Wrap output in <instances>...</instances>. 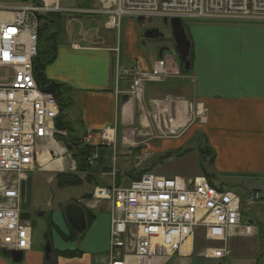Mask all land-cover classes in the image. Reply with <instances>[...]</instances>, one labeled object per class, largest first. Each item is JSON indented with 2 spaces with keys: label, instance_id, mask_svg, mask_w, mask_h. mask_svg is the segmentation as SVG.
I'll return each mask as SVG.
<instances>
[{
  "label": "crops",
  "instance_id": "obj_1",
  "mask_svg": "<svg viewBox=\"0 0 264 264\" xmlns=\"http://www.w3.org/2000/svg\"><path fill=\"white\" fill-rule=\"evenodd\" d=\"M57 5L68 16L89 14L107 21L99 12L98 0H57ZM170 20H161L167 30ZM180 21L190 43V70L180 77L146 84L140 106L122 101L128 79L117 72L147 71L155 60L169 54L175 56L178 67L175 47L170 49L168 41L152 44L156 39L145 38L143 25L129 18L120 22L115 40L108 36L103 44L97 37L75 42L61 35L45 77L64 87L70 102L65 119L76 136L91 132L89 146L98 149L99 160L81 184L87 185L86 193L64 201L65 206H75L83 213L82 233L66 240L71 227L64 214V232L50 224L65 242L51 248L48 260L38 245L31 244L17 264H108L110 206L107 201L93 200L92 192L113 182L127 186L145 174L209 175L217 187L236 190L241 197L256 191L261 200L242 218L246 221L242 225L251 226L249 233L238 227L225 243L207 242L200 236L205 247H198L194 238L179 253L143 264H264V24ZM102 134L107 141H102ZM143 154L148 159L142 162L139 156ZM54 164L61 166L58 160ZM86 194L91 197L84 198ZM35 199L41 202L36 195ZM46 204L41 202L42 209ZM89 212L93 218L88 221ZM208 247H224L227 254L219 260L205 258ZM63 251L79 255L63 257ZM6 254L0 253V264H15ZM122 254H128L127 264H142L132 257L130 243L114 256Z\"/></svg>",
  "mask_w": 264,
  "mask_h": 264
},
{
  "label": "built area",
  "instance_id": "obj_2",
  "mask_svg": "<svg viewBox=\"0 0 264 264\" xmlns=\"http://www.w3.org/2000/svg\"><path fill=\"white\" fill-rule=\"evenodd\" d=\"M98 3L99 12L107 18L105 27L117 32L123 18L264 24V0H98ZM65 12L57 0H40V4L0 0V14L7 16L0 18V70L4 71L0 79V253L23 254L31 248V226L21 219V183L35 171L39 156H57V145L65 138L66 131L56 127L60 113L56 100L39 88L33 74L41 27L38 15ZM113 52L118 57V49ZM172 62L175 56L169 54L155 60L147 71L119 70L116 75L128 79L127 101L140 106L146 84L180 77L182 73ZM115 65L117 70V62ZM77 137L80 146H89L90 131ZM101 137L102 141L108 140L105 134ZM67 145L72 149L70 143ZM139 157L142 162L148 159L147 154ZM98 160V149L91 147L86 157L89 170L97 167ZM71 169L75 171L74 161ZM92 199L107 201L110 206L108 264H127L128 254L115 257L114 253L126 250L128 243L132 257L143 264L179 253L198 231L205 241L221 243L238 227L249 233L251 226L241 223L243 211L259 202L261 196L252 191L241 197L213 185L204 175L188 178L143 175L124 187L113 182L95 188ZM226 254L224 247H208L203 257L219 260Z\"/></svg>",
  "mask_w": 264,
  "mask_h": 264
},
{
  "label": "rangeland",
  "instance_id": "obj_3",
  "mask_svg": "<svg viewBox=\"0 0 264 264\" xmlns=\"http://www.w3.org/2000/svg\"><path fill=\"white\" fill-rule=\"evenodd\" d=\"M5 4H20L21 2H1ZM22 4V3H21ZM65 14V18L63 21V28H62V35L65 39H72L73 41L77 42L80 39L86 40L90 38L97 37L98 43L103 44L106 41V38H109L113 35V39L117 37V31H109L104 28L106 23H103L102 19H92L89 14H72L70 16ZM124 19V18H123ZM70 20V21H69ZM122 21V20H121ZM134 23L138 26L143 25L144 31L151 30L153 28H157L161 34H163L162 39L151 40L152 44L159 46L163 42L168 41V45L170 49L175 47L174 40L171 37L170 31V24L168 25L169 29L167 30L165 26H163L162 21L155 18L152 19V22L144 21L139 23V21L134 20ZM186 23V22H185ZM184 24V23H183ZM143 32V34L145 33ZM122 34V33H121ZM109 36V37H108ZM172 65L173 62H172ZM4 74L3 70H0V79ZM66 121V119H65ZM72 130V129H71ZM65 133V139L70 141L77 136L72 131ZM81 139V137H77ZM58 154L55 158H49L48 156H42V159L39 165H36L35 171L30 173L29 175L32 178V188L34 190V194L41 198V202L46 204V207H43V213L45 214L40 218L37 225L32 228V244L38 245L40 250H44L45 245L48 243L51 248H55L59 242L62 241L60 238L57 230L52 227L50 224L53 223L60 231H63L64 227V209L66 208L64 201L67 199L68 196L77 199V196L83 195L86 193L88 187L84 183L78 187L74 188H66V189H57L55 186V182L53 180L54 176L57 173H71L74 172L72 168V159L70 158V154L66 150L65 146L62 143H58L57 145ZM60 161V168L58 165L54 164L56 161ZM39 167L43 169L42 171L39 170ZM48 169V170H45ZM150 175V174H145ZM154 176V175H153ZM158 177V176H157ZM168 177V176H165ZM235 193L240 195V193L236 190ZM43 195V196H42ZM61 204L60 209L58 205ZM48 206V207H47ZM251 209V208H250ZM250 209H244L243 214L248 215L246 211ZM50 218V219H49ZM51 220V221H50ZM66 227V226H65ZM67 232V227H66ZM201 232H197L195 240L196 245L198 247H202L207 245L203 239H201ZM215 243H208V246H215Z\"/></svg>",
  "mask_w": 264,
  "mask_h": 264
},
{
  "label": "trees",
  "instance_id": "obj_4",
  "mask_svg": "<svg viewBox=\"0 0 264 264\" xmlns=\"http://www.w3.org/2000/svg\"><path fill=\"white\" fill-rule=\"evenodd\" d=\"M24 3H34L40 4V0H23ZM65 18L64 13H47L43 15H38V20L41 27L38 31L37 37V54L33 60V74L37 81L39 88L42 91L50 93L54 96L58 108L60 110L59 117L57 120L56 127L61 130L69 132L71 127L67 121H65V111L70 106L69 100L65 97V89L62 85L57 84L53 81L48 80L45 77V68L49 65L55 58L57 41L62 35V28L64 27L63 21ZM179 61V59H178ZM190 61V57H189ZM190 70V69H189ZM188 70V71H189ZM179 71L185 75L188 71H184L182 62L179 61ZM72 145V149L68 152L71 159L75 163V171L71 173H57L53 180L57 189H66L78 187L89 177L88 165L86 164V157L91 147L89 146H80L76 139L67 141ZM85 174L84 178H81ZM208 180L209 175H204ZM139 177L136 179L138 180ZM91 196L86 194L84 198H90ZM88 221L93 218V215L89 212L87 214ZM71 234L65 236L66 240H73L77 237V234L82 232H76L72 226ZM63 257H75L78 256V252L73 251H63L60 253ZM49 259V258H48ZM47 259V260H48Z\"/></svg>",
  "mask_w": 264,
  "mask_h": 264
},
{
  "label": "water",
  "instance_id": "obj_5",
  "mask_svg": "<svg viewBox=\"0 0 264 264\" xmlns=\"http://www.w3.org/2000/svg\"><path fill=\"white\" fill-rule=\"evenodd\" d=\"M164 22H167L166 20ZM170 24V29H171V37L174 40L175 44V49L178 53L179 59L183 64V69L184 71H188L190 68V61H189V54H190V43L187 39L185 29L181 24V21L179 19H172L169 22ZM145 38H162L163 35L159 33L156 29L148 30L144 33ZM161 55V50L159 51L158 56ZM126 95L122 96V101L126 100ZM62 144L66 145V140L61 139ZM66 149L69 151L71 150L70 146H66ZM30 183H31V178L28 177L25 181L21 183V188H20V195H21V208L25 209L26 206H24V194H26L27 201L29 199V193H30ZM64 214L66 217V220L68 223L72 226V228L76 232H82L85 228V222H84V215L75 206H66L64 209ZM21 219L27 220L26 215L22 213ZM246 222L245 220L241 221ZM51 253V247L47 243L44 247L43 254L46 259L49 258V255ZM7 257L10 258L12 263H20L22 261V254L18 252H11L7 253Z\"/></svg>",
  "mask_w": 264,
  "mask_h": 264
},
{
  "label": "flooded vegetation",
  "instance_id": "obj_6",
  "mask_svg": "<svg viewBox=\"0 0 264 264\" xmlns=\"http://www.w3.org/2000/svg\"><path fill=\"white\" fill-rule=\"evenodd\" d=\"M31 176L28 175L27 178ZM26 178V179H27ZM24 206L23 213L26 215L27 223L33 228L35 227L39 218L43 215V209L41 202L35 199L34 190L32 188V178L30 183L29 199L27 201L26 194H24Z\"/></svg>",
  "mask_w": 264,
  "mask_h": 264
},
{
  "label": "bare ground",
  "instance_id": "obj_7",
  "mask_svg": "<svg viewBox=\"0 0 264 264\" xmlns=\"http://www.w3.org/2000/svg\"><path fill=\"white\" fill-rule=\"evenodd\" d=\"M0 18H7V16L6 15H2V14H0ZM203 135V134H202ZM41 159H42V156H39V159H38V162L40 163V161H41ZM38 163V164H39ZM189 245H187V247H188Z\"/></svg>",
  "mask_w": 264,
  "mask_h": 264
}]
</instances>
